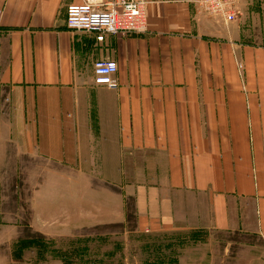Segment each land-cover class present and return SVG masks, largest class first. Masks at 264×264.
Wrapping results in <instances>:
<instances>
[{"label":"crops","instance_id":"0c3cea01","mask_svg":"<svg viewBox=\"0 0 264 264\" xmlns=\"http://www.w3.org/2000/svg\"><path fill=\"white\" fill-rule=\"evenodd\" d=\"M146 1L145 32L99 41L66 25L82 0H0V170L17 138L45 159L40 221L66 202L75 226L123 222L132 196L140 231L209 223L264 243V46L197 0ZM102 58L115 88L94 81Z\"/></svg>","mask_w":264,"mask_h":264},{"label":"rangeland","instance_id":"374dc122","mask_svg":"<svg viewBox=\"0 0 264 264\" xmlns=\"http://www.w3.org/2000/svg\"><path fill=\"white\" fill-rule=\"evenodd\" d=\"M235 4V19L227 22L234 23L230 31L242 43L264 46V0ZM1 102L0 97L5 115ZM12 141L0 170V264H264V243L257 235L217 231L209 223L202 229L140 231L134 209L135 218L123 222L78 227L66 202L58 203L60 210L52 215L35 219L30 198L47 164L25 152L23 138ZM49 181L56 185L55 178ZM179 222L183 227L185 220Z\"/></svg>","mask_w":264,"mask_h":264},{"label":"built area","instance_id":"2783aa9c","mask_svg":"<svg viewBox=\"0 0 264 264\" xmlns=\"http://www.w3.org/2000/svg\"><path fill=\"white\" fill-rule=\"evenodd\" d=\"M146 0H82L66 8V25L70 30L94 33L101 41L107 34H139L146 31ZM201 10L217 14L225 22L235 19V0H197ZM117 63L110 58L94 62V81L116 87L113 75Z\"/></svg>","mask_w":264,"mask_h":264},{"label":"trees","instance_id":"16d2710c","mask_svg":"<svg viewBox=\"0 0 264 264\" xmlns=\"http://www.w3.org/2000/svg\"><path fill=\"white\" fill-rule=\"evenodd\" d=\"M134 204H133V200H131L130 198L128 199V203H127V212H128V214H127V217L129 218V219H131L132 217H134L135 218V215H134Z\"/></svg>","mask_w":264,"mask_h":264}]
</instances>
